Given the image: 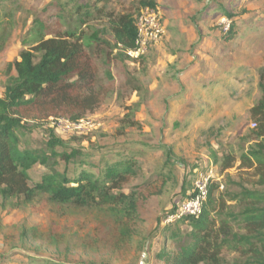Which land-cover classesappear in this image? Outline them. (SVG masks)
Returning <instances> with one entry per match:
<instances>
[{
	"label": "rangeland",
	"instance_id": "374dc122",
	"mask_svg": "<svg viewBox=\"0 0 264 264\" xmlns=\"http://www.w3.org/2000/svg\"><path fill=\"white\" fill-rule=\"evenodd\" d=\"M86 1V15L72 12ZM155 1L150 7L159 13L164 36L140 57L114 48L113 79L104 74L103 80L111 90L87 116L92 129L62 132L51 116L28 122L20 134L21 147L32 149H44L55 135L64 143L59 151L83 152L87 162L80 168L88 171L131 161L136 174L110 191L114 197L87 206L58 202L47 190L25 203L0 196V264H152L167 227L168 235L177 227L191 230L166 218L193 191L197 169L213 168L219 183L213 195H224L231 210L241 209L230 194L241 190L237 182L253 187L257 179L240 158L256 143L250 110L263 94L264 0ZM142 7L141 0H0V96L15 73L11 63L37 45V18L45 22L62 13L61 29L77 23L85 41L97 34L114 44L111 22L121 14L135 17ZM231 158L233 167L223 170ZM56 168L75 176L73 162L57 157ZM45 172L51 169L34 165L31 185Z\"/></svg>",
	"mask_w": 264,
	"mask_h": 264
},
{
	"label": "trees",
	"instance_id": "16d2710c",
	"mask_svg": "<svg viewBox=\"0 0 264 264\" xmlns=\"http://www.w3.org/2000/svg\"><path fill=\"white\" fill-rule=\"evenodd\" d=\"M67 2L59 5L64 9ZM81 4L78 10L75 8L79 5L75 4L72 11L79 17L91 10L89 1ZM141 4L155 7L156 1L141 0ZM55 16L56 19L45 22L36 19L37 45L24 50L20 59L11 63L15 73L0 96V196L25 203L32 201L38 191L47 190L58 202L87 206L97 198L114 197L110 191L129 183L136 174L132 162L107 164L95 173L80 168L87 162L80 157V149L59 151L57 146L64 147V143L55 135L48 138L44 149H32L21 147L20 134L27 130L28 122L47 121L51 116L79 120L102 106L111 90L103 80L104 74L107 81L113 79L114 48L124 50L127 57V51L136 48V16L121 14L111 22L114 44L97 38V34L85 41V33L76 28L77 23L73 27L66 23L67 27L61 29L64 16ZM101 44L110 49H102ZM260 85L263 94L250 110L257 121L256 143L240 158V166L252 171L257 179L253 187L237 182L241 190L230 194V201L240 204L241 209L231 210L224 195L214 196L219 187L214 182L203 213L185 216L175 223H188L190 231L183 233L177 227L168 235L170 227L164 230L165 246L152 264H264V67L260 71ZM57 157L68 164L73 162L75 176L69 175V167L64 171L56 168ZM233 162L231 158L223 170L233 167ZM37 163L49 167L51 172H45L41 181L31 185L29 170ZM148 184L141 187L145 189ZM210 205L214 213L208 208ZM170 241L176 243V248H170ZM225 253L236 256L229 260Z\"/></svg>",
	"mask_w": 264,
	"mask_h": 264
},
{
	"label": "built area",
	"instance_id": "2783aa9c",
	"mask_svg": "<svg viewBox=\"0 0 264 264\" xmlns=\"http://www.w3.org/2000/svg\"><path fill=\"white\" fill-rule=\"evenodd\" d=\"M137 40L136 48L130 50L135 57L144 55L148 49L162 40L165 28L161 22L159 13L153 7H143L136 15ZM53 125L62 132L88 131L92 129L93 121L85 117L79 120H71L66 117H52ZM256 125V123H254ZM197 176L193 182V194L181 203L180 211L174 210L168 213L166 221L171 223L185 216H199L203 213L205 202L208 199L211 185L217 175L213 168L197 169Z\"/></svg>",
	"mask_w": 264,
	"mask_h": 264
}]
</instances>
